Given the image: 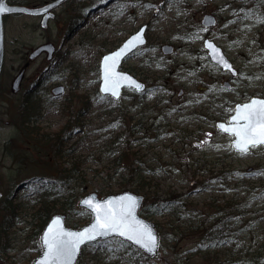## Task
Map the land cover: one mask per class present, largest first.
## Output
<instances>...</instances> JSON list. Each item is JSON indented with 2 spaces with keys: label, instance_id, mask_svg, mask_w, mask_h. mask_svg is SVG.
<instances>
[{
  "label": "rangeland",
  "instance_id": "rangeland-1",
  "mask_svg": "<svg viewBox=\"0 0 264 264\" xmlns=\"http://www.w3.org/2000/svg\"><path fill=\"white\" fill-rule=\"evenodd\" d=\"M263 6L257 0H68L47 28L36 15H5L0 189L28 205L10 233V264L30 263L40 252V245L26 240L29 227L23 228L31 220L30 202L61 167L44 153H51L52 144L70 149L63 167L76 165L79 170L74 176L67 174L65 178L72 179L60 195L78 197L70 211L58 210L67 215L69 225L78 227L92 219L78 204L92 190L101 196L128 189L163 197L173 192V208L151 207L142 213L159 224L160 249L154 257L158 264L259 263L264 257V144L240 153L232 147L234 136L216 123L228 121L237 102L264 97ZM206 13L216 16L215 25L202 24ZM144 23L147 42L121 68L145 81L148 90L124 89L116 99L101 94L102 55ZM207 37L233 61L236 76L211 61L203 45ZM48 40L60 48L56 57L48 60L42 54L30 59L31 51ZM164 44L172 45L173 51L163 52ZM21 69V89L14 92L12 82ZM57 85L65 87L59 95L52 91ZM30 87L31 103L39 114L36 128L27 135L13 120ZM137 122L144 124L142 129L131 131ZM44 132L49 143L40 137ZM56 132L60 139L54 143ZM62 137L67 140L61 146ZM20 149H28L33 158L21 159ZM53 168L56 171L48 170ZM227 200L244 214L224 221L223 238L203 240L195 235L192 227L209 225L219 216L213 204ZM189 224L191 231L185 229ZM174 226L194 234L180 238L182 232L174 233ZM84 252L81 264H96L102 258H110L112 264L135 260L116 239L89 244Z\"/></svg>",
  "mask_w": 264,
  "mask_h": 264
},
{
  "label": "water",
  "instance_id": "water-1",
  "mask_svg": "<svg viewBox=\"0 0 264 264\" xmlns=\"http://www.w3.org/2000/svg\"><path fill=\"white\" fill-rule=\"evenodd\" d=\"M63 1L64 0H53V1H51L45 5H41V6H27V5H21V4H9L6 0H3L4 6L6 8L10 9V11L0 12V75H1V71H2V65H3V61H4V52H5L3 14H5L7 12H24V13H28V14H41V13H43L47 10H50L51 8L57 6L58 4H60ZM49 14L52 15L53 12H50ZM49 14H47L45 16V18L43 19V21H42L43 26H46V19L49 16ZM216 22H217L216 16L213 15L212 13H206V14H204V16L202 18V24L206 27L215 25ZM146 28H147V24H142L138 28L137 31H135L131 35H129L117 48H115L109 52H106L102 55L101 60H100V79H101V81H100V85H99V91L103 95L108 94V95L112 96L113 98H120V96L122 95L123 89L125 87H132V86H129V82L127 79H120L119 80V86L116 89V91H118L117 96H113L111 91H109V92L103 91V89L106 86V77L109 76V72L115 74L114 78H119V77L131 78V81H134L136 85L140 86L139 88L133 87L138 91H142L146 88L145 82L140 80L137 76H135L131 72L123 70L120 68L124 59L128 55H130L139 46H142L147 42V37L145 34ZM141 30H143V43L142 44H136L135 47L131 48L130 50H125L121 54V56L118 59H115L114 61H109L107 63L105 62L106 57H110L114 53L120 52L121 49H124L125 44L132 37H134L138 33H140ZM207 43H211L212 45L215 46V48H217L219 50V54L223 57L224 60L227 61L228 64L231 65V71H230L231 74L236 75L238 73V70L235 68L232 60L227 56V54L225 53L223 48L220 45H218L213 39H210L207 37V38H205L203 44H204V47L208 51L210 59L216 63V60L213 59L214 54H213L212 50L206 47ZM54 49H55V47L52 43H45V44H42V45H39L38 47H36L30 53L29 56H30V58H33L36 55H38L39 53H41L43 50H48L49 56H51ZM162 49L165 53H171L173 51V46L170 44H164L162 46ZM223 70H226V69L223 68ZM23 73H24V69H22L14 78V80L12 82V89L14 91L19 90L20 82H21ZM52 91L56 95L61 94L64 91V86L63 85L55 86V87H53ZM253 99L264 100V97L252 96L250 98V100H248V101L238 102L235 105V110L237 109L238 105L248 104ZM235 110H234L233 114L229 117L228 121H223V120L217 121V127H219V125H221V124H224L225 126H230L229 122L231 121L232 116L236 114ZM240 123L243 124L245 122L240 121ZM231 126H235V122H233V124ZM237 139H238V137H236V136L233 137V139L231 141L232 145ZM250 147L251 146H249V149H250ZM1 196H2V191L0 190V199H1ZM89 198L92 199L94 205H100L101 206L99 214L102 217L109 215V214H112V215L119 217L123 213V214H125L124 223L127 224L128 226L135 228L138 225H143V226H147L148 228H150L151 231L158 238V247L156 248L155 252H150V251L146 250L144 247H142L140 244H137L135 242V240L128 239L127 234L125 236H120L118 232H112V233H109L103 237H97L95 240H91V241L86 240L84 243H80L78 245V248L75 250L71 260H65L62 258L59 261H51V264H77L84 246H86L89 243L95 242L97 240L106 239L109 237H118L124 241H127L130 244L134 245L135 247L141 249L143 252H145L147 255H149L151 257H155L158 255L159 249H160V234H159L158 228L156 226V223H155V221L151 220L150 218L143 216L140 213V210H141V207L143 206V202H144V198H145L143 194H139V193H136V192L128 189V190H123L121 192L108 193L104 196H99V194L96 191H90L80 198L79 205L86 208L87 210H89L91 212L92 219L90 221H88L87 223L82 224L81 226L74 227V226H70L67 224V222H66L67 216L64 212L53 213L51 215V217L49 218V220L47 221V223L45 224V226L41 232V235H40L41 251L33 258L32 262L29 264H43V262L45 261L46 253H47V247L43 244V239L46 236L49 238L56 237L57 239L62 238L64 240H69L70 237L64 236L63 235L64 233H69V234L82 233L86 229H90L93 227V225H95L97 213L95 211H93L92 209L87 208L86 206H84L82 204V201H84L85 199H89ZM132 201H135L134 206H131ZM129 207H131V215L130 216L127 215ZM128 234H132V233H128Z\"/></svg>",
  "mask_w": 264,
  "mask_h": 264
},
{
  "label": "trees",
  "instance_id": "trees-1",
  "mask_svg": "<svg viewBox=\"0 0 264 264\" xmlns=\"http://www.w3.org/2000/svg\"><path fill=\"white\" fill-rule=\"evenodd\" d=\"M31 88L26 90L23 100L20 102L19 110L17 112L16 118L13 120V122H16L19 127H21V130L23 133H26L27 135L32 134V131L36 128V126H33L35 119H37V115L39 114V111H35V109L32 106V98L29 93ZM60 132H56L55 136L53 138V142L55 143L56 140L60 139L59 134ZM41 139H43L46 143H49V137L46 132L41 134ZM66 141V137L61 139V146L63 141ZM58 146V145H56ZM69 150L64 149H56V147L52 144V149H50L51 153L44 152L47 156H49L51 159H53V165L55 166V162H57L61 167H57V171L55 168L48 169V170H55L57 173H54L56 177L47 176L49 178V181H46L42 184V187L45 191H41V195L39 197H36L33 202L31 203L30 209L31 214L30 221H26V225L23 228L27 229V239L28 241H32L35 246L39 247V239H40V233L43 230L47 220L50 218L51 214L58 210H64V211H70L73 206L77 204V195H70L68 197H65V199H62L60 197L61 192L65 188V185L69 183L72 179V177L65 178L67 174L70 176H74L75 173L78 170V167L76 165H70L69 167H63L65 164V157L69 154ZM18 156L21 159H30L33 158V154L30 153L28 149H20ZM40 153V151H38ZM124 154V153H123ZM38 156V155H37ZM55 178V180L53 179ZM144 186V184H143ZM141 186V188H144ZM137 189H140V186L137 187ZM47 190H50L51 192H54L57 194L56 196H53L51 193H48ZM175 194L173 192L169 193L168 196H160L156 193H152L150 191L145 192V199L148 200V204H144L141 213H149V210L151 207H156L158 209L165 208L170 209L173 208L176 199H171ZM184 202V201H183ZM181 203V205L183 204ZM0 208L1 210H4V213L2 212L3 216L0 217V233H1V243H0V264H10L9 259L6 256V253L8 252L9 248V241H10V233H12L13 228L16 226L17 221L21 215L22 210L27 207L28 205H25L23 202L16 201L12 195V193L5 192L3 193V197L1 199ZM28 204V203H27ZM213 204V203H212ZM214 205V213L216 212L219 214L217 218H215L209 225L202 224L199 225V227L192 229L195 232V235H200L203 240H213L214 238H223L222 235H224L225 232V223L224 221L227 219H230L235 214H244V211H240L241 209L239 206L234 205L233 201L227 200L224 204H213ZM227 208V209H226ZM0 213V216L2 215ZM204 225V226H203ZM157 226L159 224L157 223ZM174 233L176 231H181L180 238H183L186 235L194 234L190 232L192 229L190 227V224L187 228L190 231L187 232L182 230L179 226H174ZM238 232V230L236 231ZM161 233V232H160ZM220 239V240H221ZM123 245H126L127 249L130 251L131 255L134 257V264H158L157 261H155L154 258H151L150 256L146 255L142 251L136 249L135 247L131 246L130 244L123 242L121 240H118ZM178 242L177 240H174V243ZM212 246V245H209ZM86 249V248H85ZM84 249V250H85ZM85 255V252L82 254ZM208 258V256H207ZM211 258V257H209ZM110 258H102L100 262H97L96 264H112L110 261ZM216 261V260H215ZM255 261V260H254ZM82 261L79 260L78 264H81ZM257 263V262H256ZM260 264H264V257L259 260ZM258 263V264H259ZM115 264H119V261L117 260ZM220 264V263H219Z\"/></svg>",
  "mask_w": 264,
  "mask_h": 264
},
{
  "label": "snow or ice",
  "instance_id": "snow-or-ice-1",
  "mask_svg": "<svg viewBox=\"0 0 264 264\" xmlns=\"http://www.w3.org/2000/svg\"><path fill=\"white\" fill-rule=\"evenodd\" d=\"M146 7H151L148 5ZM10 11L3 4V0H0V12ZM264 22V19L261 20ZM143 43V30L136 36L132 37L121 49L120 52L114 53L110 57L105 58V62L114 61L118 59L125 50H130L135 47L136 44ZM206 47L211 49L213 52V59L216 63L222 66L224 69L231 71V65L219 54V50L215 48L211 43H207ZM115 74L109 72V76L106 77V86L103 89L105 92L111 91L113 96L118 95L116 89L119 86L120 79H127L129 86L139 88L131 78H114ZM110 85V86H109ZM236 114L232 116L229 122L230 126L224 124L219 125V128L231 135L238 137L233 143L232 147L240 153L246 154L249 150V146L256 147L257 145L264 144V100L253 99L250 103L244 105H238L235 110ZM240 121L245 123L241 124ZM235 122V126H231ZM82 204L87 208L92 209L97 213L96 223L92 228L86 229L82 233L69 234L64 233V236H69V240L57 239L56 237H45L43 244L47 247L46 258L43 264H51V261H59L62 258L65 260H71L75 250L78 248L80 243H84L86 240H95L97 237H103L112 232H118L120 236L128 235V239L135 240L137 244H140L146 250L155 252L158 247V238L151 231L150 228L143 225H138L132 228L124 223L125 214H121L119 217L109 214L101 216L100 205H94L91 198L82 201ZM135 201L131 202V206H134ZM128 216L131 215V207L128 209ZM132 233V234H128Z\"/></svg>",
  "mask_w": 264,
  "mask_h": 264
},
{
  "label": "flooded vegetation",
  "instance_id": "flooded-vegetation-1",
  "mask_svg": "<svg viewBox=\"0 0 264 264\" xmlns=\"http://www.w3.org/2000/svg\"><path fill=\"white\" fill-rule=\"evenodd\" d=\"M9 3H19V4H27V5H29V6H41V5H45L46 3H48V2H50V1H52V0H37V1H35V2H32V3H29V1L28 0H7ZM257 3H258V5L259 6H261V4H263L264 3V0H257ZM63 4H65V2L64 3H62V4H60L59 6H57L56 8H53V9H51V10H47V11H45V12H43V13H41V14H37L36 16H38V17H40V19H41V24H42V21H43V19L45 18V16L47 15V14H49L51 11L53 12V14L51 15V14H49V16L47 17V19H46V26L44 27V28H47L48 27V25H49V22L51 21V20H53L55 17H56V12H57V9L61 6V5H63ZM264 7V6H263ZM5 18V17H4ZM47 42H51V40H48V41H45V42H43V43H41V44H39V45H42V44H44V43H47ZM53 42V41H52ZM54 44H55V50L53 51V53H52V55L51 56H49V52L47 51V50H45V51H43V52H41L38 56H40V55H42V54H45L46 55V58L48 59V60H51V59H53L54 57H56V54L59 52V50H60V48L57 46V44L55 43V42H53ZM38 45V46H39ZM138 50V49H137ZM136 50V51H137ZM135 51V52H136ZM135 52H133L132 54H130V56L129 57H131ZM38 56H36L35 58H37ZM128 57V58H129ZM127 58V59H128ZM129 71V70H128ZM129 72H131V71H129ZM137 76V75H136ZM138 77V76H137ZM145 82V81H144ZM146 83V82H145ZM147 84V83H146ZM225 84H226V86L227 87H230L231 86V83H230V81H225ZM134 90V89H133ZM148 90V86H146V89L144 90V91H142V92H145V91H147ZM181 93H182V91H181ZM143 123H141V122H137V123H134L133 125H132V128H131V131H133V132H138V131H140L141 129H142V127H143Z\"/></svg>",
  "mask_w": 264,
  "mask_h": 264
}]
</instances>
